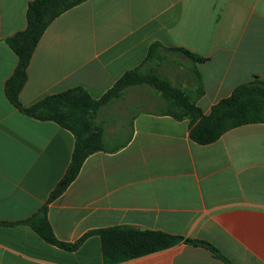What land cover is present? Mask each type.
Returning <instances> with one entry per match:
<instances>
[{
	"label": "crops",
	"instance_id": "crops-1",
	"mask_svg": "<svg viewBox=\"0 0 264 264\" xmlns=\"http://www.w3.org/2000/svg\"><path fill=\"white\" fill-rule=\"evenodd\" d=\"M32 1L0 0V264H105L96 234L67 251L19 223L47 203L76 143L56 123L22 114L5 94L18 64L6 40L27 28ZM156 43L204 60L197 64L205 88L198 106L209 115L237 87L264 80V0H88L45 32L21 103L30 107L76 88L98 100ZM171 56L186 60L178 69L169 65L178 74L193 67ZM177 80L191 86L186 77ZM156 98L152 89L136 87L100 111L108 150L89 156L49 204L56 238L72 245L126 226L182 240L119 264H225L186 240L212 245L231 264H264V124L199 145L188 120L155 113Z\"/></svg>",
	"mask_w": 264,
	"mask_h": 264
},
{
	"label": "trees",
	"instance_id": "trees-1",
	"mask_svg": "<svg viewBox=\"0 0 264 264\" xmlns=\"http://www.w3.org/2000/svg\"><path fill=\"white\" fill-rule=\"evenodd\" d=\"M86 1L88 0H33L27 11V28L6 40L18 58L17 67L5 87L8 101L27 117L54 122L70 131L76 140L71 164L47 203L31 218L19 223L31 227L45 242L67 251L76 250L88 236L96 234L101 240L104 263L119 264L171 248L182 238L126 226L89 233L72 245L56 238L49 222V204L61 197L75 182L89 156L108 150L104 129L96 121L100 111L124 98L128 90L148 87L157 97L156 114L170 116L177 121L188 120L191 140L199 145H210L237 128L264 124V80L256 77L237 87L229 98L220 101L209 115H205L198 106L205 88L197 69V64L204 60L184 49L166 48L156 43L151 46L145 62L139 68L126 73L98 100L84 89L76 88L48 96L30 107L23 106L20 97L28 81L29 65L45 32L62 14ZM170 54L179 55L192 63L193 67L187 72L178 74L175 71L176 78L186 77L191 82L190 87L184 88L165 75L170 64L177 69L180 67L169 58ZM185 242L206 248L225 264H231L215 247L206 242Z\"/></svg>",
	"mask_w": 264,
	"mask_h": 264
},
{
	"label": "rangeland",
	"instance_id": "rangeland-1",
	"mask_svg": "<svg viewBox=\"0 0 264 264\" xmlns=\"http://www.w3.org/2000/svg\"><path fill=\"white\" fill-rule=\"evenodd\" d=\"M171 59H172L173 62H178L179 64H183L184 60H185V59H182V58H178V56H171ZM165 75L168 76L171 80H173L174 83H178L179 82L177 80L176 76H175V70H173L172 67H169V68H167L165 70Z\"/></svg>",
	"mask_w": 264,
	"mask_h": 264
}]
</instances>
